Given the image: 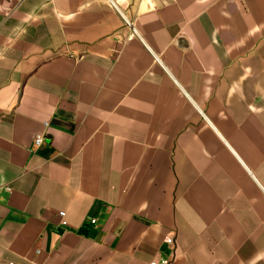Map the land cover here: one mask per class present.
I'll return each mask as SVG.
<instances>
[{
  "label": "crops",
  "instance_id": "obj_1",
  "mask_svg": "<svg viewBox=\"0 0 264 264\" xmlns=\"http://www.w3.org/2000/svg\"><path fill=\"white\" fill-rule=\"evenodd\" d=\"M161 259L264 264V0H0V264Z\"/></svg>",
  "mask_w": 264,
  "mask_h": 264
},
{
  "label": "built area",
  "instance_id": "obj_2",
  "mask_svg": "<svg viewBox=\"0 0 264 264\" xmlns=\"http://www.w3.org/2000/svg\"><path fill=\"white\" fill-rule=\"evenodd\" d=\"M41 141H42V137H41V135H36L35 137H34V140H33V143H34V145L37 147V146H39L40 145V143H41ZM59 216L61 217V218H63L64 217V213L63 212H61V213H59ZM92 224H94L95 223V220L93 219V220H91L90 221ZM173 236L172 235H170V236H167L166 238H165V241L169 244V245H173ZM168 260L167 259H161L159 262H156V261H152V262H150V264H168Z\"/></svg>",
  "mask_w": 264,
  "mask_h": 264
},
{
  "label": "water",
  "instance_id": "obj_3",
  "mask_svg": "<svg viewBox=\"0 0 264 264\" xmlns=\"http://www.w3.org/2000/svg\"><path fill=\"white\" fill-rule=\"evenodd\" d=\"M90 234L92 237H95V236L99 237V233H97L95 230H92Z\"/></svg>",
  "mask_w": 264,
  "mask_h": 264
}]
</instances>
